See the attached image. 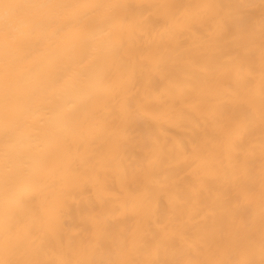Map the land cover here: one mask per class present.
Wrapping results in <instances>:
<instances>
[{"label":"bare ground","instance_id":"bare-ground-1","mask_svg":"<svg viewBox=\"0 0 264 264\" xmlns=\"http://www.w3.org/2000/svg\"><path fill=\"white\" fill-rule=\"evenodd\" d=\"M5 2L0 261L258 262L261 0Z\"/></svg>","mask_w":264,"mask_h":264},{"label":"snow or ice","instance_id":"snow-or-ice-1","mask_svg":"<svg viewBox=\"0 0 264 264\" xmlns=\"http://www.w3.org/2000/svg\"><path fill=\"white\" fill-rule=\"evenodd\" d=\"M13 7H16L15 5L6 3L5 0H0V10H3L5 13H7L10 9ZM37 7L40 8H47L51 7V5L48 4H40ZM153 7L152 5H147L146 10L150 9ZM261 7L264 8V0H261ZM11 34L8 35L7 38L4 40L0 41L5 44V46H8L12 40ZM103 71V69H101ZM127 114L130 120H133L137 117H142V113L139 111L137 106L133 101L129 102L128 109H127ZM127 131V129L125 130ZM0 264H19V262L16 261H0ZM231 264H264V246H262V252H261V259L257 262L253 259H239V260H234L231 262Z\"/></svg>","mask_w":264,"mask_h":264}]
</instances>
